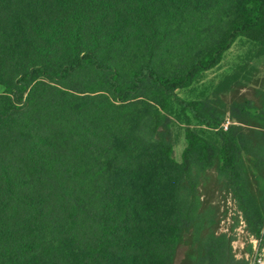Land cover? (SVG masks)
<instances>
[{
	"label": "trees",
	"instance_id": "trees-1",
	"mask_svg": "<svg viewBox=\"0 0 264 264\" xmlns=\"http://www.w3.org/2000/svg\"><path fill=\"white\" fill-rule=\"evenodd\" d=\"M241 37L264 56V0H0V264H252L206 193L262 237L264 79L178 94Z\"/></svg>",
	"mask_w": 264,
	"mask_h": 264
},
{
	"label": "rangeland",
	"instance_id": "rangeland-1",
	"mask_svg": "<svg viewBox=\"0 0 264 264\" xmlns=\"http://www.w3.org/2000/svg\"><path fill=\"white\" fill-rule=\"evenodd\" d=\"M258 50L257 44L243 37L239 38L216 68L202 74L190 88L179 90V96L187 101H199L220 95L227 103L244 98L255 99L254 90L259 89L264 79V56H260ZM238 74H241V78L236 82V86L240 85V87L232 90L231 82H228V85L227 81L230 77ZM250 76L253 77V80L249 79ZM171 117L175 159L182 162L183 153L187 147L186 126L177 105L173 106ZM191 127L196 131L208 133L209 138L214 137V132L201 127L196 122H192ZM206 198L215 206L220 207L222 214L227 211L221 219L219 231L229 233L234 237L233 249L236 256L248 258L252 260V264L258 262L264 264V251L260 250L259 244L255 246L253 242L255 239L248 233L247 225L233 196L216 190L212 185L206 193ZM233 226L235 229L230 233ZM184 254L185 249L183 248L179 255L180 260Z\"/></svg>",
	"mask_w": 264,
	"mask_h": 264
},
{
	"label": "built area",
	"instance_id": "built-area-1",
	"mask_svg": "<svg viewBox=\"0 0 264 264\" xmlns=\"http://www.w3.org/2000/svg\"><path fill=\"white\" fill-rule=\"evenodd\" d=\"M233 124H234L233 120H231L230 118H227V119L225 120V122L222 124L221 128H222L223 130L227 131V130H228ZM251 237H252L253 239H255V240H253L255 246H257V244H259V248H260V250L264 251V248H261V247H260L261 243L264 241V229H263V232H262V237H261L260 239L255 238V237H253V236H251ZM258 263H259V262H258ZM259 264H261V263H259Z\"/></svg>",
	"mask_w": 264,
	"mask_h": 264
},
{
	"label": "crops",
	"instance_id": "crops-1",
	"mask_svg": "<svg viewBox=\"0 0 264 264\" xmlns=\"http://www.w3.org/2000/svg\"><path fill=\"white\" fill-rule=\"evenodd\" d=\"M1 87H0V95L4 92V88L3 87L1 88Z\"/></svg>",
	"mask_w": 264,
	"mask_h": 264
}]
</instances>
